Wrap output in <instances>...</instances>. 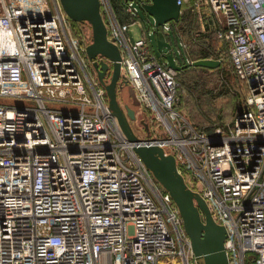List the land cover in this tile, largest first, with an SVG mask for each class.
Instances as JSON below:
<instances>
[{
    "label": "built area",
    "instance_id": "1",
    "mask_svg": "<svg viewBox=\"0 0 264 264\" xmlns=\"http://www.w3.org/2000/svg\"><path fill=\"white\" fill-rule=\"evenodd\" d=\"M102 2L142 104L135 132L173 154L214 219L231 224L230 264H264V0L193 3L199 16L208 9L204 29L228 44L248 86V108L210 134L175 107L179 71L155 53L154 24L131 40L151 0H122L123 20ZM175 24L159 27L163 39ZM80 30L85 56L59 0H0V264H202L179 208L109 109L85 51L91 27Z\"/></svg>",
    "mask_w": 264,
    "mask_h": 264
},
{
    "label": "water",
    "instance_id": "2",
    "mask_svg": "<svg viewBox=\"0 0 264 264\" xmlns=\"http://www.w3.org/2000/svg\"><path fill=\"white\" fill-rule=\"evenodd\" d=\"M59 3L70 20L90 25L92 38L85 51L99 82L106 89L109 109L118 119L126 139L133 144L136 154L160 185L169 192L179 208L184 229L191 240L194 258L202 264H230L226 240L232 230L231 224L223 225L214 219L205 198L189 187L180 173L173 154H166L161 145L139 137L132 126V122L138 118L137 110L130 95V100L124 103L121 101V92L130 86V82L122 75L121 49L109 38V28L102 12V0H59ZM182 8L179 0H151V3L145 5V12L153 18L157 29V51L160 58L177 71L192 66L213 69L219 67L222 59L201 58L180 63L178 50L171 42L160 37L159 27L167 22L178 23ZM108 73L109 81L106 80ZM142 122L148 130L147 123Z\"/></svg>",
    "mask_w": 264,
    "mask_h": 264
},
{
    "label": "trees",
    "instance_id": "3",
    "mask_svg": "<svg viewBox=\"0 0 264 264\" xmlns=\"http://www.w3.org/2000/svg\"><path fill=\"white\" fill-rule=\"evenodd\" d=\"M191 0H184L183 11L181 14V19L173 27L172 32L166 35V39L169 40L173 46L179 48L178 60L180 63H186L189 57H192L191 61L201 58H216L222 59V63L217 68H206V67H189L185 68L178 73V77L182 72L188 71L190 69H198L202 72L216 73V84L219 85L216 91L211 87H206V82L196 81L195 84L200 86V95L197 98H201L203 93L207 94V98L210 100L208 103L213 106V114H217L216 121L218 122L213 129L205 131L204 129L198 128L194 123L193 125L200 131L210 134L217 128H222L224 131L228 130L230 126L233 125L235 119L248 108L247 104V94L248 86L242 82L236 75L230 55L228 53V44L220 40L214 31L206 30L202 31L201 25L197 15L192 11ZM111 3L116 10L117 14L122 11L123 2L122 0H111ZM102 12L105 20L108 23L107 14L104 7V2H102ZM120 17V16H119ZM121 18V17H120ZM123 20V19H122ZM70 33H72L73 39L77 44V48L80 54L85 56L82 52L83 41L78 37V30L83 27V24L74 22L69 19ZM88 25V24H87ZM90 26V25H89ZM78 28V30H77ZM108 28L109 25H108ZM77 31V33H76ZM189 38V42L185 39ZM181 43V46H180ZM182 43L186 45V48L182 46ZM190 48V53L188 55ZM226 63H230V68H226ZM187 81L183 83L186 84ZM208 85V84H207ZM203 96V95H202ZM177 102L175 107L181 111L177 105L179 100V86L177 94ZM206 98V99H207ZM215 98H223V102L220 106H215ZM213 102V103H212ZM182 112V111H181ZM230 119L231 125H227V121Z\"/></svg>",
    "mask_w": 264,
    "mask_h": 264
},
{
    "label": "rangeland",
    "instance_id": "4",
    "mask_svg": "<svg viewBox=\"0 0 264 264\" xmlns=\"http://www.w3.org/2000/svg\"><path fill=\"white\" fill-rule=\"evenodd\" d=\"M139 15L142 20V22L138 21L131 26V40L135 41L138 38L142 37L145 33L144 31V26L148 29V31H152V25H153V18L149 16L142 8H139ZM78 30V28H77ZM78 37L83 41V31L78 30ZM77 33V31H76ZM71 40L74 41L72 33H68ZM160 37L163 39L165 38V33L161 31ZM187 42H189V38L185 37ZM151 41L154 47L155 52L159 56V53L157 51V38L156 34L151 32ZM74 44L76 42L74 41ZM181 46V43H180ZM179 51V48H176ZM165 52H168V49H165ZM191 55L190 53V48L188 55ZM160 58V56H159ZM192 57H189L188 60L191 61ZM216 59V58H214ZM160 60L163 61L162 58ZM230 63H226V68H230ZM205 73L202 72L198 69H190L188 71L182 72L179 77H178V83H179V100H178V107L179 109L188 117V119L194 123L198 128L204 129L205 131L207 130H212L213 127L217 126L216 124L218 123L216 121V116L217 114H213V106H210L208 101H210L206 96V93H203L201 95V98H197L200 95V86L195 84L196 81L206 82V87H211L214 92L218 88L219 85L216 84V73ZM184 81H187L186 84L183 83ZM208 84V85H207ZM123 94L121 95L123 99V103L126 102L127 100H130L129 95L131 99L133 100V105L136 110H140L142 107L141 102L138 99V91L136 88L130 84L127 89H123ZM207 98V99H206ZM223 102V98H215V106H220V104ZM213 103V102H212ZM144 114L140 113L139 120L143 117ZM227 125L230 123V119L227 121ZM231 123L229 124V126ZM144 134V131L142 132Z\"/></svg>",
    "mask_w": 264,
    "mask_h": 264
},
{
    "label": "crops",
    "instance_id": "5",
    "mask_svg": "<svg viewBox=\"0 0 264 264\" xmlns=\"http://www.w3.org/2000/svg\"><path fill=\"white\" fill-rule=\"evenodd\" d=\"M194 1L195 0H191L190 1V5H191V9H192V11L197 15V17H198V19H199V23H200V25H201V29H202V31H206V30H210V29H204V23H205V19L206 18H208L209 19V17H207L208 15H209V13H208V9H202V12L204 11V14L202 15V16H199V14H198V11L194 8V6H193V3H194ZM119 16L121 17V19H124L125 18V15H124V13H123V11H121V12H119ZM208 22H209V20H207ZM144 25V24H143ZM153 49H154V47H153ZM155 51V50H154ZM156 53V52H155ZM157 54V53H156ZM123 94V92H121V95ZM121 101L123 102V99H122V97H121ZM128 101V100H127Z\"/></svg>",
    "mask_w": 264,
    "mask_h": 264
},
{
    "label": "flooded vegetation",
    "instance_id": "6",
    "mask_svg": "<svg viewBox=\"0 0 264 264\" xmlns=\"http://www.w3.org/2000/svg\"><path fill=\"white\" fill-rule=\"evenodd\" d=\"M106 80L109 81L110 80V73L107 74ZM120 93V92H119ZM120 96V95H119Z\"/></svg>",
    "mask_w": 264,
    "mask_h": 264
}]
</instances>
